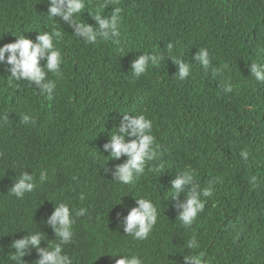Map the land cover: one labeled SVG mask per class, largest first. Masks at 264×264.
I'll list each match as a JSON object with an SVG mask.
<instances>
[{
  "label": "trees",
  "instance_id": "trees-1",
  "mask_svg": "<svg viewBox=\"0 0 264 264\" xmlns=\"http://www.w3.org/2000/svg\"><path fill=\"white\" fill-rule=\"evenodd\" d=\"M49 5L0 0V46L22 35L35 42L56 29L63 60L62 78L48 73L57 82L51 99L27 81L9 85L0 65V264H18L10 245L32 232H41L43 248L60 243L47 224L60 203L75 219L72 241L63 245L73 264L121 258L109 253L136 255L144 264H185V256L201 253L202 264H264V83L250 73L251 63L264 64V0H85L79 20L93 27L91 15L121 9L118 42L98 37L94 44L50 18ZM201 48L209 51L208 68L195 60ZM142 54L164 59L136 77L131 65ZM172 57L191 65L188 78L179 79ZM125 113L152 120L157 153L129 185L113 176L127 156L111 160L103 147ZM24 115L35 123H23ZM189 169L212 195L201 196L205 208L186 228L177 205L187 190L173 199L171 181ZM23 172L37 186L17 198L10 189ZM138 198L158 209L144 240L122 223ZM79 209L86 214L76 217ZM193 236L199 248L187 249ZM40 258L30 248L19 264Z\"/></svg>",
  "mask_w": 264,
  "mask_h": 264
},
{
  "label": "clouds",
  "instance_id": "clouds-1",
  "mask_svg": "<svg viewBox=\"0 0 264 264\" xmlns=\"http://www.w3.org/2000/svg\"><path fill=\"white\" fill-rule=\"evenodd\" d=\"M85 6V0H50L47 13L50 18L59 17L64 23L70 25L74 29L75 35L83 38L87 44H94L98 37L113 39L118 42L116 38L120 35L118 22L121 9L119 7L114 8L110 17H103L99 13L91 15L97 21V26L93 27L79 20V14ZM61 38V31L53 29L49 32L39 33L35 42L22 35L17 37L15 42L0 46V65H5L6 71L10 73L9 85H13L16 81H27L34 84L41 92L47 93L51 99L57 82L56 80H49L47 78L48 73L54 74L57 79L63 77L61 71L62 55L55 43ZM167 47L168 52L171 53L173 45L170 43ZM163 59L164 57L159 54H142L132 62V73L139 77L147 71L149 64L159 66ZM171 59L178 66L179 79L188 78L191 65L179 58L172 57ZM195 60L204 68H208L211 64L209 51L206 48L199 49ZM41 61L45 63L42 65ZM250 73L257 81L264 83V64L251 63ZM232 90L231 83L224 86V91L231 92ZM3 119L6 121L7 116H4ZM22 122L25 124L35 123L29 115H24ZM115 128L116 131L109 135L110 139L103 147L106 152L110 153L111 160H118L121 156H127L125 163L116 165L113 176L114 180L120 184L129 185L145 172L146 162L156 158L157 153L153 147L155 144V136L152 134L153 122L144 114L131 115L125 113ZM127 137H136V139L128 142ZM248 155L249 153L244 150L240 153V156L245 160ZM47 179V171H41L39 181L43 183ZM15 181L10 190L11 194L17 198H22L26 193L34 191L37 186L36 178L28 172H23ZM171 185L174 191L173 199H179L181 194L185 195L187 190L185 198L177 205L182 210L177 219L186 228L190 227L205 208L206 201L202 200L201 196H211L212 188L208 186L201 189L194 171L190 169L184 170L180 176L173 179ZM136 202L138 206L130 209L122 223L125 233L134 239L144 240L148 238L157 223L158 209L150 199L138 198ZM86 212L87 209H79L75 212V216H84ZM74 223L75 219L69 205L67 203L56 205L55 211L47 220V224L52 227L60 243L47 244V247L43 248L41 242L44 240L41 232H32L30 235L12 242L10 247L14 251L10 259L19 264L20 261H24L23 258L28 254V250L35 248L41 257L36 261V264H73L71 257L64 253L63 245L72 241ZM198 248L199 243L194 236L187 241V249ZM109 254L114 259L118 255L121 256V258L115 259V264H144L143 259L136 255ZM184 260L185 264H202L203 254L185 256Z\"/></svg>",
  "mask_w": 264,
  "mask_h": 264
}]
</instances>
